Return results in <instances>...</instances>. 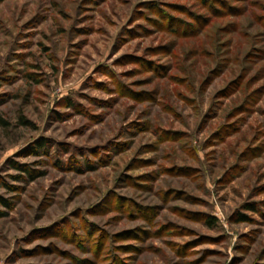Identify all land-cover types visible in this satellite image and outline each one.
Listing matches in <instances>:
<instances>
[{
    "label": "rangeland",
    "instance_id": "rangeland-1",
    "mask_svg": "<svg viewBox=\"0 0 264 264\" xmlns=\"http://www.w3.org/2000/svg\"><path fill=\"white\" fill-rule=\"evenodd\" d=\"M0 264H264V0H0Z\"/></svg>",
    "mask_w": 264,
    "mask_h": 264
},
{
    "label": "trees",
    "instance_id": "trees-1",
    "mask_svg": "<svg viewBox=\"0 0 264 264\" xmlns=\"http://www.w3.org/2000/svg\"><path fill=\"white\" fill-rule=\"evenodd\" d=\"M45 147V140L44 139H40L36 142V144L34 145V153L37 154V151L40 150L41 148ZM19 168V167H17ZM205 224L211 226L213 225V218L208 216L205 220Z\"/></svg>",
    "mask_w": 264,
    "mask_h": 264
}]
</instances>
